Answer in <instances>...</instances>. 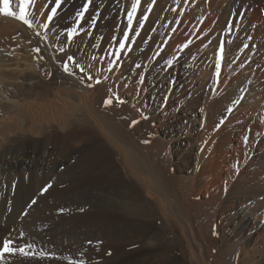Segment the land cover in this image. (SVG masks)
Instances as JSON below:
<instances>
[{"label": "bare ground", "instance_id": "6f19581e", "mask_svg": "<svg viewBox=\"0 0 264 264\" xmlns=\"http://www.w3.org/2000/svg\"><path fill=\"white\" fill-rule=\"evenodd\" d=\"M21 3L9 0L16 16L0 11V208L14 206L10 216L35 221L23 229L30 243L18 247L30 253L47 239L70 245L145 240L123 264H177L163 249L143 254L170 238L174 224L190 264H264V224L253 222V213L238 216V238L222 251L213 254L208 244L227 215L224 192L251 185L264 194V0H141L131 23L135 0H60L58 7L56 0H29L32 27L19 19ZM121 43L126 56L118 58ZM195 73L203 77L199 95L190 93L195 85L179 88L182 76ZM131 80L142 82L144 97L130 89L124 98L121 82ZM164 97V112L175 114L179 99L203 110L199 147L211 152L198 153L189 175L172 174L170 124L153 127ZM106 172L99 188L81 187L82 179ZM64 183L66 206L86 209L89 221H38L36 210L61 206L47 199ZM153 221L161 223L156 231Z\"/></svg>", "mask_w": 264, "mask_h": 264}, {"label": "rangeland", "instance_id": "374dc122", "mask_svg": "<svg viewBox=\"0 0 264 264\" xmlns=\"http://www.w3.org/2000/svg\"><path fill=\"white\" fill-rule=\"evenodd\" d=\"M48 26H49V20H45L44 28H48ZM124 44L126 45L127 43H124ZM114 46H116V44L112 45V50H114L113 49ZM122 51H123V49H121L119 47L117 50V53H116L118 58L121 57L122 54H123V57L126 56L124 54V52H122ZM104 56H105V52H102L101 58L104 59ZM94 58H95V56L92 57L93 61H95ZM95 70H99V71L103 72L104 68L97 67ZM165 70L166 69H164L163 71L165 72ZM176 72L177 71H175L174 73L178 75V72L177 73ZM109 74H110V69H107V75H109ZM175 74H174V76H175ZM144 75H146V74H144ZM163 75L164 74H162L161 76H163ZM182 78H184L183 79L184 83H181L179 85V88L182 90L183 88H189V87L191 88V85H195V86H193V88L190 89V93H192V95L197 93L196 89H198L199 84L201 83L200 79H202L203 77H201V76H199V74L195 73L193 76H190V77L188 76V78H185L184 76H182ZM167 79L168 80L170 79L169 81L173 82V77H168ZM141 81H144V79H142ZM152 83L153 84L151 86L156 84V82H154V81ZM121 84H122L121 89L123 90V96H125L124 98H126V94L128 91H130V89H132V92H136L138 94L140 93V94H142V97H144L143 94L145 91V88H144L145 86L142 84V82L139 83L137 80H134V81L131 80L128 83L121 82ZM167 84H169V83L166 82L165 86ZM133 86L136 88L135 91H134ZM194 87H196V88H194ZM147 90H148V88H147ZM197 94L199 95V93H197ZM167 100H168L167 97H164L163 103H159V106H161L160 111H159L160 117H159L158 121H156V122L154 121V124L153 123L152 124H153V127L158 126L159 124H161V122H167L168 124H170L171 127L169 128V131H170L172 137L168 138L167 140L173 141V144L171 146V151L173 152V158H172V165H173L172 166V172L173 173L172 174L189 175V174L193 173V171L195 172V170H196V162L197 163L199 162L198 153L204 151L205 156L209 157L210 156L209 154L211 152V148L209 146L204 147V145H203L202 147H199V139L201 138V135L203 134V131H204L203 110L201 108L191 109L190 107H187L185 105V103L182 102L181 99H179V100H175V106H174V108L176 109L175 114L172 113L171 111L164 112L163 109H164V107L167 106L166 105ZM164 102H165V104H164ZM239 105H240V102H236V104L234 105V108H237ZM223 114H226V113H223ZM247 131H248V133L245 136L244 142L246 145V150H248L247 152H249V150H251V144H252V140H251V136H250L251 129L247 128ZM186 155L188 157L187 160L184 159L186 157ZM249 156H250V159H252L254 157V152H251L249 154ZM104 174H107V176ZM104 174L98 175L99 177L97 175H95V177H94V175H93V176H90V177L88 176L87 178L82 179L85 181L86 184H83L84 181H83V183L81 182L82 183V185L80 184L81 187L85 185L87 188H88V186H89V188H95L97 185V187L99 188L100 186H102V182L104 183V181L107 180V178L109 177V173L106 172ZM102 176L107 177V178H104L105 180H103ZM100 178H101V180H100ZM36 179H38V178H36ZM86 180H87V182H86ZM18 181H19L18 177L16 178V181L14 180V178L12 180V182H15V183ZM87 183H88V185H87ZM90 183H92L93 185L92 184L90 185ZM57 185L58 186H56V189H55L56 190L55 191L56 196L55 195H54L55 197L51 196V198L48 197L47 200L48 201L50 200V201L47 202V204L51 203V202L54 203L57 201V203H59L58 205H61V206L56 207L54 209H52V208L50 209V207H52V206H49V207H46V209L44 208V209L36 210L37 211L36 215L38 216L36 219L40 222H43L46 219H52V220H55V223H59V224L60 223L61 224L71 223V222L73 224L74 223L76 224L78 221L81 223H86V221H89V218H87L88 214H86L87 213L86 209L82 208L83 209L82 210V209L78 208V209L74 210V208L72 209L71 206L67 207L68 202H69L68 197L70 195H69V189L66 186V183L57 184ZM90 186H93V187H90ZM78 190H79V188H78ZM238 193H240V192H228V191L224 192L223 199L225 201L227 200L229 207L227 208V210H228L227 215L224 216L223 218H221L216 223V226H217L216 230L213 232L212 237H211V241H209V243H208L210 249L211 248L213 249V250L211 249L212 252H214L213 254H216L219 250L222 251L224 248V245L227 244L230 240L232 241V240L238 238V236H235L236 233L233 232V230L235 229V225H236L235 222L238 220L239 215L252 214L253 213V217H252L253 222L257 221V222H260L261 225L264 224V199H262L264 194L263 195L259 194V192L257 191V188L253 187L251 185L247 190L241 192L240 195ZM242 195H245L244 198H241V200H239L238 196H242ZM52 197L56 200L53 201ZM9 198H12V197H9ZM66 200H68V201H66ZM233 200H234V204H233ZM57 203H54V204L56 205ZM63 205H65V206H63ZM13 207L10 208L9 210H5L3 208H0V248H2L3 241L5 239L12 240L13 241L12 246L16 247V248H19L18 244H22V242H24V244H26V245L30 243L29 240L23 238V235H22L23 229L28 225V223H35V221L34 220L25 221L27 219H24V218H22L23 219V221H22L21 219L10 216L11 214H9V212L10 211L12 212V209H14ZM61 209H63V211H60ZM56 211L60 214H58ZM82 212L86 216H84V214H81ZM254 213H255V215H254ZM74 214H76V215H74ZM78 214H79V216H82V217H78V219H77L76 217ZM57 216H58V218H57ZM64 216H66L65 217L66 219L64 218V221H63ZM74 216H76V217H74ZM61 217H62V219H61ZM82 219H84V220H82ZM62 221H63V223H62ZM79 222H78V224L81 225V223H79ZM53 224H54V222H53ZM159 224L161 225V223H159V222H156V223H154V221L152 222V225L154 227L153 231H156V229L158 230V226L160 228ZM74 226H76V225H74ZM175 226L176 225L172 224V228L174 230H172L173 231L172 233L168 234L170 238H168V236H167L166 241L161 242L160 244L158 243V245H156L155 247L144 248L143 254L146 253V255H149V254L151 255V253H155V251L157 249L158 250L163 249L164 253H167V254L169 253V255L174 257L175 262H176V259H177V261L180 260L178 263L176 262L177 264H190L188 259H187L188 256L184 252L185 241L179 240L181 238L180 235H179L180 236L179 239H174V236L176 234L178 236L177 232H179V228L175 227ZM179 234H180V232H179ZM171 240L174 242L171 243ZM216 240H217V242H216ZM43 242H44L43 244L37 243V246H36L37 248H35L34 251H31L29 256L28 255H22L19 252H16L13 254H5L6 257L4 256V259H3V261H0V264H2V262H4L5 260L8 262L9 261H13V262L15 261L17 264H80V261H83L84 264H123V260L128 258L130 256V254L134 253L133 251H135L134 248H136V246H138L137 248H139V247L143 246L147 241L141 240L139 243L134 244V245L133 244H122V245H120L118 243H107L106 241H91V243H89V241H85L83 243L81 242L79 244H71L70 245L69 243L65 244L64 242H62V244H61L58 240L56 241L53 239H47V240H44ZM23 247L25 248V245H22V248ZM261 249L263 250L262 257L264 258V245L263 244H262ZM35 252H36V254H35ZM143 257H147V256H142L141 258H143ZM210 262H213V259H211ZM250 263L251 264H258L256 261L250 262Z\"/></svg>", "mask_w": 264, "mask_h": 264}, {"label": "snow or ice", "instance_id": "6c2138e0", "mask_svg": "<svg viewBox=\"0 0 264 264\" xmlns=\"http://www.w3.org/2000/svg\"><path fill=\"white\" fill-rule=\"evenodd\" d=\"M59 3H60V0H56L57 7L59 6ZM140 3H141V0H135V3L132 4V11L130 13H128V19H129L130 23H131V20H132L134 14L137 11V7L140 5ZM28 4H29V0H22L21 7H20V13H19V19L21 21H23L25 24H27L29 27H32V21L27 18L26 8L28 7ZM56 10H57L56 7H53L51 9V15H49V17H48L49 20H51L54 17ZM0 11H2L6 16H16V13L13 12L9 6V0H3V8L0 9ZM81 15H83V13H81ZM127 39H128V37L126 36L125 40H127ZM119 47L121 49H123L125 47V44L121 43L119 45ZM35 51L39 52L40 49L37 48V49H35ZM221 52H222V49H221ZM67 59H68V61H72L73 63H75L74 57L69 56ZM76 66H77V68L80 69L81 72L84 71V68L81 67L79 64H77ZM64 71L65 72L70 71L69 64L67 62H65V64H64ZM89 79H91V77H89ZM112 102L113 101L109 98L106 101V104L110 105V104H112ZM50 187H51V185L45 186V188L42 190V194H43V192H46L48 190V188H50ZM35 202H36L35 200L32 201L33 204ZM60 211H63V209H61ZM89 243H91V241H89ZM12 245H13V241L10 239H5L3 241V246H2V248H0V261H3L5 254H13L16 252H19L22 255H29L30 254L29 252H27L25 250V248H16V247H13ZM80 264H84V262L80 261Z\"/></svg>", "mask_w": 264, "mask_h": 264}]
</instances>
